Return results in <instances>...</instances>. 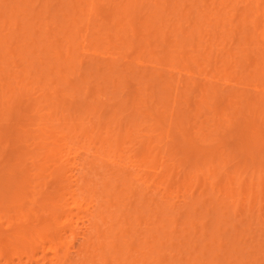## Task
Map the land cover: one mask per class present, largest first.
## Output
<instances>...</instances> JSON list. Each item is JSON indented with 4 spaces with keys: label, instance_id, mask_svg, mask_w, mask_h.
<instances>
[{
    "label": "bare ground",
    "instance_id": "6f19581e",
    "mask_svg": "<svg viewBox=\"0 0 264 264\" xmlns=\"http://www.w3.org/2000/svg\"><path fill=\"white\" fill-rule=\"evenodd\" d=\"M254 38L264 44V0H0V264H165L198 249L160 230L194 204L202 178V194L219 179L198 169L192 192L172 197L190 145L207 138L194 137L204 124L193 133L192 117L209 111L223 135L249 126L248 143L264 131ZM220 74L250 123L217 114ZM246 78L259 81L253 100Z\"/></svg>",
    "mask_w": 264,
    "mask_h": 264
},
{
    "label": "rangeland",
    "instance_id": "374dc122",
    "mask_svg": "<svg viewBox=\"0 0 264 264\" xmlns=\"http://www.w3.org/2000/svg\"><path fill=\"white\" fill-rule=\"evenodd\" d=\"M101 44H104V41L101 42ZM252 49H256L257 51L264 49V44H262L259 39L254 38ZM12 53L16 54L15 52ZM262 60H264V57L261 56L258 57V59L256 58V60L252 59V68L250 69L252 73L261 62H264ZM249 74V71H247L244 72L243 75L247 76ZM204 75L205 74H202L201 77ZM241 76L242 74H234L232 80L235 82ZM182 80L187 82L186 80L191 79L182 76ZM215 80L217 82L215 86L219 88L218 90L221 89L224 91V95L226 96V100L223 106L218 108L217 114L233 116L236 121L237 119L244 118L247 123H250L251 118L247 112L243 114L241 112H236L237 104L235 101H240V99H229L228 95L231 91V87L225 85V81L227 80L226 75L220 74ZM245 82L246 86L242 92L245 96L252 97L253 100L260 95V87H256L259 81L248 80L247 82L246 78ZM165 94H167V91H165L164 97L166 96ZM196 95L197 94H193V96H191L193 100L191 99L190 109H193V113L195 101H199ZM203 107L204 106H202V108ZM180 108H183L182 111H185L187 106L183 103ZM126 111L129 112L128 109ZM202 112V115H199L198 118L192 117V119H190V130L194 133L198 130L196 126L199 125L200 122H203V130H199L194 137H200L203 134V138L207 136L206 141L197 138L190 145L194 151L188 155L191 164L188 168L183 170L186 162L185 160H180L183 166L177 170L175 180L180 178L181 182H179L180 184L176 187H172V190L176 191L172 197L177 193H184L186 187L188 192L192 189L190 186L195 182L194 174L198 169H203L205 173H208L209 171H213V166L216 168V173H214V175L219 179L213 188H209L206 191L207 195H205L206 193L202 194L205 189L204 180L202 178L200 183L196 185L198 189L192 197V202H194V204L188 208L189 210L184 212L183 210L178 211L176 209L172 213L169 211L170 215L176 218V222L174 225L167 224L168 228L161 229L159 236H162L165 232H169V229L173 227L175 230L171 232L172 235L171 233L169 234L168 239L172 237L174 238V242H179V240L183 242L193 240L196 241V243L193 244L198 245L199 248L194 251L191 249L189 250L193 244L188 243L184 247L185 250H183L189 251H182L183 253L173 252L165 264H169V262L170 264H188V259L191 260V264H199L203 261L204 264H211V261L217 264H232L233 262L234 264L237 262V264H264V131L257 134L258 136L257 140L255 139V143H248L247 137L250 135L248 132V129H250L249 126L247 127L244 125L240 130H234L233 132L231 131L223 135L218 130H214L212 127L213 122H208L206 120V118L211 117L212 114L205 109H203ZM214 112L216 113V111ZM174 135L178 136L175 131ZM181 149L182 148L177 151L178 159H181V154L183 155L184 153V151L181 153ZM249 152L252 154L247 155ZM169 163L168 160L164 161V164L160 166L159 170L164 169ZM187 172L190 173V176L188 175V178L185 179L184 175ZM227 172H230L232 181H227L228 176L220 177L221 174H226ZM212 178H214L213 175H210L208 181L211 182ZM219 189H221V192ZM233 201H235V204L232 203ZM207 210H209V212ZM189 217H192V221H194L192 227H190ZM212 223L214 231H211L209 227ZM186 227H190V230L181 232V230ZM212 233L214 239H216L211 248L214 249V252H206L207 254L203 256L200 250L202 251L204 244L209 243L207 240H209ZM240 240H242V242ZM163 242L164 241H161V243ZM258 246H260V248ZM158 247L163 248L165 253H170L173 250V247L170 248L167 242L159 244ZM258 248L261 250L258 251ZM235 249L239 250L236 252ZM241 250L242 256L240 254L241 252H239ZM227 252L230 253L228 254ZM237 256H239L238 259L240 258V260L236 259L235 261ZM208 260L210 261L208 262Z\"/></svg>",
    "mask_w": 264,
    "mask_h": 264
}]
</instances>
